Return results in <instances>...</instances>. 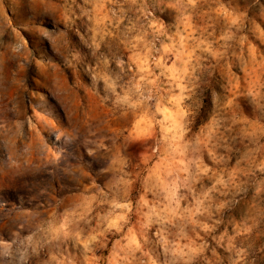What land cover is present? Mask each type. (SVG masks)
I'll use <instances>...</instances> for the list:
<instances>
[{"label":"rangeland","instance_id":"obj_1","mask_svg":"<svg viewBox=\"0 0 264 264\" xmlns=\"http://www.w3.org/2000/svg\"><path fill=\"white\" fill-rule=\"evenodd\" d=\"M3 3L20 23L19 0ZM29 7L64 30L40 29L54 56L41 63L18 33L4 45L0 10V48L13 53L0 52V264H264V0ZM153 26L173 37L194 83L170 84L151 56L140 72L143 46L127 40ZM129 81L154 100L133 107ZM173 95L190 99L177 107ZM165 116L181 124L175 145ZM178 173L177 208L165 197Z\"/></svg>","mask_w":264,"mask_h":264},{"label":"clouds","instance_id":"obj_2","mask_svg":"<svg viewBox=\"0 0 264 264\" xmlns=\"http://www.w3.org/2000/svg\"><path fill=\"white\" fill-rule=\"evenodd\" d=\"M74 2V0H73ZM18 12L23 15V19L20 23H15L12 16L8 14V11L4 7L3 0H0V10L6 12L7 17L11 23V29L9 30L8 36H6L3 40L5 46L10 44H15V38L13 32L18 33L23 39L24 43L28 46L29 50L34 53L35 59L41 63H48L50 60L54 58L51 52V46L49 44L48 39L41 33L40 29L43 28L45 32L56 33L57 31H62L64 29L59 28L54 20L44 15L42 19L38 21H34L32 19L31 9L29 7V0H19V3L16 5ZM151 32L140 31L138 35L130 36L127 40V47L129 50H134L137 48V45H142L143 50L145 51V57L141 58L138 54H136L135 59L139 61V70L140 72H148V62L149 56H151L152 63L155 68L160 69L159 76L165 77L166 80L170 84H175L176 87H180V83L184 80L185 77H188V83H194V77L191 76L188 69L183 66L182 56L183 52L178 51L175 43L173 42V37L171 35H166V33L162 29H155ZM129 32L135 31V29H128ZM27 36H32L36 46H30V40ZM147 40V42H145ZM45 43L47 44V48H44ZM43 47L45 52H41L39 49ZM0 52H5L7 57H11L13 55L12 50L10 48H0ZM175 55V61L168 67H165L164 63H161L158 57L164 56L165 58L169 55ZM165 63H167V59H165ZM116 65L120 68L121 72H124L125 69L122 67L123 61H116ZM143 80V77H141ZM153 81L148 80L147 83L151 84ZM131 85V91L136 95L137 100L136 104L132 106H138L140 104H145L154 100L152 94L147 92V94L142 91L141 85L139 81H129ZM185 91L184 88H180V92L183 94ZM188 91L191 92L192 88L188 87ZM190 97L180 95V96H171V98L167 101L168 104L177 106L182 100H188ZM124 100H128V96L125 95ZM156 107L155 111L166 112V109L162 108L159 101L155 102ZM181 121H183V127L186 129L187 121L183 120L184 113H180ZM169 118L165 116L164 121H158L161 124V131L164 134V138L170 141L171 144L175 145L177 141H179L183 135V131L181 130L180 122L169 123ZM173 152H177V148H172ZM178 155H183L182 152H177ZM180 164L179 173L186 172L187 169L183 166L181 161H178ZM177 174L176 178L170 183V191L169 195L165 197V199L169 200V204H174L177 208L179 207V201L176 199L177 191L184 187V183L181 182L180 175ZM182 198V197H181ZM116 207H120V205H116ZM126 207V205H125ZM122 219V218H121ZM107 226L109 228L115 227V221H109Z\"/></svg>","mask_w":264,"mask_h":264}]
</instances>
